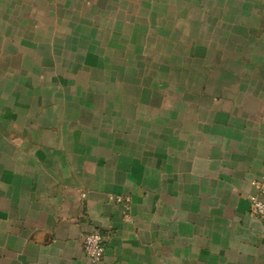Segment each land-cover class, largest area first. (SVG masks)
Listing matches in <instances>:
<instances>
[{
    "label": "crops",
    "instance_id": "crops-1",
    "mask_svg": "<svg viewBox=\"0 0 264 264\" xmlns=\"http://www.w3.org/2000/svg\"><path fill=\"white\" fill-rule=\"evenodd\" d=\"M263 182L264 0H0V264H264Z\"/></svg>",
    "mask_w": 264,
    "mask_h": 264
},
{
    "label": "built area",
    "instance_id": "built-area-1",
    "mask_svg": "<svg viewBox=\"0 0 264 264\" xmlns=\"http://www.w3.org/2000/svg\"><path fill=\"white\" fill-rule=\"evenodd\" d=\"M264 187V182H263ZM117 203H129L128 198H115ZM252 214L259 218H264V202L256 200L253 204ZM109 240V235L106 233H89L83 238V252L89 260L90 264H97L104 259L105 246Z\"/></svg>",
    "mask_w": 264,
    "mask_h": 264
}]
</instances>
